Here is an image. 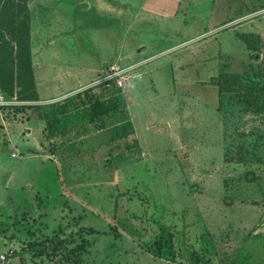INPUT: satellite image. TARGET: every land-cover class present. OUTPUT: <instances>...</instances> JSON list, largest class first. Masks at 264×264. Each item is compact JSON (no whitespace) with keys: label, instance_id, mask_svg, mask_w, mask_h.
Here are the masks:
<instances>
[{"label":"rangeland","instance_id":"rangeland-1","mask_svg":"<svg viewBox=\"0 0 264 264\" xmlns=\"http://www.w3.org/2000/svg\"><path fill=\"white\" fill-rule=\"evenodd\" d=\"M0 8L35 86L0 90V264H264V0Z\"/></svg>","mask_w":264,"mask_h":264},{"label":"trees","instance_id":"trees-1","mask_svg":"<svg viewBox=\"0 0 264 264\" xmlns=\"http://www.w3.org/2000/svg\"><path fill=\"white\" fill-rule=\"evenodd\" d=\"M0 0V6H1ZM1 10V8H0ZM26 35V34H25ZM6 47V46H4ZM3 58H0V90L4 94H9L10 96L14 95L20 96V99L25 100H34V96L22 97L21 91L19 89L22 86V80H25L31 88H33L34 93V80H33V68L30 60V51H29V39L26 36H21L16 38V50L11 46L8 50L4 48ZM1 56V55H0ZM256 57V55L254 56ZM7 65L8 68L4 72L2 70L3 66ZM113 85L117 86L113 80L108 81ZM29 107H33L30 105ZM166 239L171 240V237L167 235V238H164L163 235L157 236L155 241L156 248L152 250L156 253L161 252L163 248L170 247V242L167 243ZM47 243H32L29 244L27 250L34 251V253L42 255L44 254L48 259L56 258L59 254L66 255L67 253L72 254V264H79L82 257L83 251L86 249V242H80L77 245H74L70 248L69 252H64L63 250L57 248L56 246H49ZM205 252L208 250L205 248ZM69 256V255H68ZM193 264H196L195 261Z\"/></svg>","mask_w":264,"mask_h":264},{"label":"built area","instance_id":"built-area-1","mask_svg":"<svg viewBox=\"0 0 264 264\" xmlns=\"http://www.w3.org/2000/svg\"><path fill=\"white\" fill-rule=\"evenodd\" d=\"M127 69L121 68L117 63H112L107 67L106 73L103 75L102 81H111L113 80L117 86H122L127 76ZM4 258V256H2Z\"/></svg>","mask_w":264,"mask_h":264}]
</instances>
